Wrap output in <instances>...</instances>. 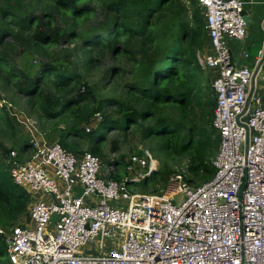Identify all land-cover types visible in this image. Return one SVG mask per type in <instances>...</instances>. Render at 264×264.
<instances>
[{"label": "built area", "instance_id": "obj_1", "mask_svg": "<svg viewBox=\"0 0 264 264\" xmlns=\"http://www.w3.org/2000/svg\"><path fill=\"white\" fill-rule=\"evenodd\" d=\"M196 1L210 45L197 58L214 75L217 101L214 177L196 186L177 174L159 194H130L128 185L156 173L149 150L129 160L147 172L121 181L115 159L74 154L28 118L30 150L7 157L14 183L31 195L26 217L0 227L10 264H264V64L255 75L263 51L253 67L233 60L230 41L248 33L242 0ZM102 121L97 113L87 132Z\"/></svg>", "mask_w": 264, "mask_h": 264}, {"label": "trees", "instance_id": "obj_2", "mask_svg": "<svg viewBox=\"0 0 264 264\" xmlns=\"http://www.w3.org/2000/svg\"><path fill=\"white\" fill-rule=\"evenodd\" d=\"M97 15L102 22L86 28ZM207 38L196 0H191V9L182 0H0V84L14 87L16 95L27 98L28 110L42 123L43 134L66 124V137L57 142L74 154L82 150L78 143H68L72 136L83 133L87 137L79 140H89L88 152L104 158L101 131L140 126L145 139L161 138L157 150L165 158H186L190 175L208 182L215 174L213 159L220 136L213 126L217 101L205 88L208 72L197 58L204 52ZM74 43L78 57L82 56L84 76L101 73L98 85L105 89L116 88L128 78L119 98L95 101L94 90L83 84L78 69L53 60L56 47ZM19 49L48 61L32 76L16 65L14 53ZM106 60L112 64L104 67ZM113 110L120 118H115ZM101 112L103 121L87 132L91 120ZM15 135L10 112L0 106L2 226L25 215L31 204V195L14 183L7 162L12 149L4 142ZM28 148L30 144L25 142L22 150ZM113 150H117L116 144ZM169 172L163 164L161 172L150 177H159L166 184ZM142 184L147 189L148 179ZM0 264H10L1 240Z\"/></svg>", "mask_w": 264, "mask_h": 264}, {"label": "rangeland", "instance_id": "obj_3", "mask_svg": "<svg viewBox=\"0 0 264 264\" xmlns=\"http://www.w3.org/2000/svg\"><path fill=\"white\" fill-rule=\"evenodd\" d=\"M186 6H188L191 9V0H182ZM102 17L97 15L95 18H92L90 21L87 22L86 28L93 29V27H96L99 25V22H102ZM74 44H68V45H59L54 50V54H52L53 60L57 64H68L70 68L78 69L79 72L83 75V84H87V87H90L94 90L95 94V101L99 102L102 99L105 98H119L122 89L125 86V84L128 81V78H123L119 84L116 86V88L111 87L110 89H105L103 85H98L99 81L101 79V73H95L93 76H84V70L81 67L80 60H82V56L77 55L75 50ZM80 45V43H79ZM77 46V45H76ZM259 47L253 48L250 54L249 59L244 60V65H248L252 60H255V52L257 51ZM209 48H206L208 50ZM203 53V52H202ZM14 58L16 61V65L19 69L24 70L25 72L30 73L32 76L36 74V71H38L42 64L47 62L48 59H44L30 51H26L23 49H19L17 52L14 53ZM112 62L109 60H106L103 62V66L107 67L111 65ZM208 78L205 81V88L211 90V81L212 77L214 76L212 72L208 71ZM262 77H260V83L259 87L262 86ZM82 84V85H83ZM87 90V89H86ZM212 91V90H211ZM16 89L12 87L11 89L3 88L0 84V106L7 107L8 111L10 112L11 119L16 124V135L12 140L5 141V145L7 148L15 149L19 152V154L23 157V150L22 146L25 142H29L31 139V131L27 126V119H33L38 126V131L43 129L42 123L37 118L36 114H32L29 112L27 105L29 104L27 102V98L20 97L19 95H16ZM77 92H79L77 90ZM81 93L84 92V89L80 91ZM260 92V90H259ZM96 104V103H93ZM115 118H120V115L117 114V110H113ZM104 113V112H103ZM102 114L104 118V114ZM110 114V113H108ZM113 114V113H112ZM100 124V123H99ZM98 123H95V126L93 127V130H95L98 126ZM97 126V127H96ZM63 128L65 131L60 130ZM67 127L66 124H61L59 126L53 127L50 131L45 132L44 137L48 141H58L60 138L66 137L67 134ZM92 132V131H91ZM35 133V132H34ZM43 133V132H42ZM83 133H80L78 136H72L71 138H68V143L70 145H77V143L81 147L82 153H76V154H83L85 152L89 151L90 142L87 139H82L81 142L79 139L87 137V136H81ZM100 134H102V138H104L102 142L103 152H104V158H102L106 163L108 161H112L113 159L116 160L117 165L119 166V176L120 178L118 180L121 181H127L129 179L134 178L135 176H138L139 173L147 172V168H141L136 167L130 164V157L133 155H139L144 156L145 150H149L151 154L153 155V158L157 161V169L156 173L161 172V169L163 168V164L167 166V171H170L168 175L166 176V183L172 177L173 175L182 174L187 180H192V184L196 186H202L206 182H204L201 179H195L192 177L188 171V162L186 158H179L177 160H169L164 157L162 153H160L157 149L159 147L160 137H157L155 135L151 136V138L145 139L143 136V129L140 126H131L126 131L122 130H112V131H101ZM60 136V137H59ZM77 137V138H76ZM30 144V143H29ZM117 145V150H113V145ZM118 170V169H117ZM148 179V188H144L143 182ZM141 183L138 184H130L128 185V189L130 194H136V193H146V194H159L164 188L166 184H163L160 182L159 177L153 176H147L146 178H143ZM28 212V211H27ZM27 213L20 218L19 220H22L25 218ZM14 224V223H13ZM0 227H3L0 225ZM95 245L91 244L87 248H85V251H96Z\"/></svg>", "mask_w": 264, "mask_h": 264}, {"label": "crops", "instance_id": "obj_4", "mask_svg": "<svg viewBox=\"0 0 264 264\" xmlns=\"http://www.w3.org/2000/svg\"><path fill=\"white\" fill-rule=\"evenodd\" d=\"M245 3L244 16L248 18V30L247 37L242 41H230V49L232 52L233 60L241 66L244 65L243 54L250 53L253 48H257L255 56H258L259 52L264 51V0H242ZM210 47L207 40V47ZM205 48V50H206ZM250 55V54H249ZM252 56V52H251ZM256 58V57H255ZM255 60L248 63L247 66L253 67ZM263 79H264V67H263ZM260 90V92H259ZM257 91V94L262 96L264 101V80L262 81V86ZM16 125V124H15ZM28 148L26 151H29Z\"/></svg>", "mask_w": 264, "mask_h": 264}, {"label": "water", "instance_id": "obj_5", "mask_svg": "<svg viewBox=\"0 0 264 264\" xmlns=\"http://www.w3.org/2000/svg\"><path fill=\"white\" fill-rule=\"evenodd\" d=\"M245 20H246V22L248 23V18H247V17L245 18ZM263 28H264V22H263ZM262 56H263V57H262L260 63L258 64V66H257V68H256L255 75L258 74V72H259L261 66L264 64V51H263V55H262ZM244 114H245V111H244L241 115H239V116L237 117V122H238L239 125H243V124H241V122H240V118H241V116L244 115ZM245 127H246V130H247V138H246V152H247V151H248V143H249V129H248L247 126H245ZM152 173H153V172H152ZM242 191H243V189H242Z\"/></svg>", "mask_w": 264, "mask_h": 264}]
</instances>
